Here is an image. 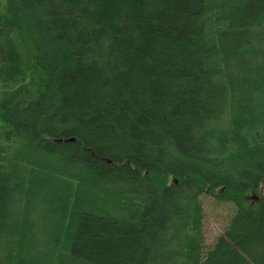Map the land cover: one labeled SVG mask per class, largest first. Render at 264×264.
<instances>
[{
    "label": "trees",
    "instance_id": "16d2710c",
    "mask_svg": "<svg viewBox=\"0 0 264 264\" xmlns=\"http://www.w3.org/2000/svg\"><path fill=\"white\" fill-rule=\"evenodd\" d=\"M5 1L0 264H264V0Z\"/></svg>",
    "mask_w": 264,
    "mask_h": 264
},
{
    "label": "rangeland",
    "instance_id": "374dc122",
    "mask_svg": "<svg viewBox=\"0 0 264 264\" xmlns=\"http://www.w3.org/2000/svg\"><path fill=\"white\" fill-rule=\"evenodd\" d=\"M6 1L0 0V13L5 11ZM204 208L203 233L205 248L214 245L218 236H220L230 219L232 218L235 208L233 202H219L216 198L203 194L201 196Z\"/></svg>",
    "mask_w": 264,
    "mask_h": 264
}]
</instances>
